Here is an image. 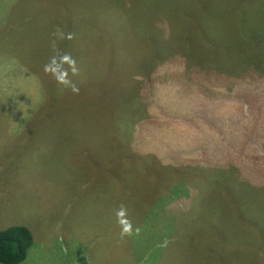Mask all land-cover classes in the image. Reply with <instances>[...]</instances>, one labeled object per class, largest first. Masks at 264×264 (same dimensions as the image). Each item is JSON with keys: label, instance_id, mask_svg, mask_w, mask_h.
<instances>
[{"label": "rangeland", "instance_id": "rangeland-1", "mask_svg": "<svg viewBox=\"0 0 264 264\" xmlns=\"http://www.w3.org/2000/svg\"><path fill=\"white\" fill-rule=\"evenodd\" d=\"M61 3L0 0V120L13 134L0 132V229L31 230L23 264H177L191 251L196 264H264L256 256L264 255V136L216 171L212 145L200 142L202 160L181 146L202 132L199 92L218 96L222 87L194 93L205 86L198 76L231 70L221 66L234 58L232 42L245 37L243 25L264 22V0H68L57 24ZM90 36L80 55L72 43L84 47ZM183 125L185 138L170 132ZM175 148L186 163L173 161ZM122 204L131 234L117 222Z\"/></svg>", "mask_w": 264, "mask_h": 264}, {"label": "trees", "instance_id": "trees-1", "mask_svg": "<svg viewBox=\"0 0 264 264\" xmlns=\"http://www.w3.org/2000/svg\"><path fill=\"white\" fill-rule=\"evenodd\" d=\"M111 1V0H110ZM67 2L68 0H64V3L59 6V13H56L57 16V24L59 22L64 24L65 13L67 11ZM97 0H93V4L95 5ZM241 7V6H240ZM239 7V8H240ZM80 10L79 7L76 6L74 14L78 13ZM115 19L114 14H109ZM6 16V15H5ZM244 19V16H243ZM116 20V19H115ZM246 20V19H245ZM48 24V22H46ZM249 23V22H248ZM239 25H243L238 22ZM67 26V25H66ZM245 29V37L235 42H232V48L234 54V58L226 59L230 60L229 63H225V65L221 66L224 69H228L229 66H232L229 72H208V70H204V73L211 74V79L202 76V79L206 80L202 85L198 86V89L194 90V93L198 91H202L210 83L212 86L213 82L221 83L222 87L218 90L217 99L220 101L217 102L213 99L215 103L213 110L210 112V115L207 116L209 120L214 122V129L211 130L210 127L205 126L209 120H207L204 124L202 123L199 126H203V129L198 134V136L193 138L190 142L187 143V139H184L181 146L188 154V160H202L203 153L195 152V150L200 147V142L204 140V144L212 145L213 153L215 154V160L212 167H216L214 171L217 169L228 168V161L237 160L241 157L242 153L247 154L248 151H252L255 149L258 138L264 136V68L258 66L257 62L259 60H254L255 57L261 56V59H264V22H254L253 25L249 23V28L246 29L245 25H243ZM158 29V27H155ZM86 29V28H85ZM212 30H214L211 27ZM87 30V29H86ZM159 31V30H158ZM236 31V30H235ZM234 31V32H235ZM107 32V31H106ZM210 34L209 38L214 37L217 38L218 45L217 48H222L225 45L223 41V37L220 36V31H211L207 32ZM161 34V31H159ZM110 36L109 34H107ZM94 39H97L98 33L95 32L92 34ZM162 36V35H161ZM233 37V35H232ZM164 38V37H163ZM83 39V38H82ZM89 40V44H84L85 48L89 47L91 43L90 38H85ZM191 37L188 39L190 40ZM214 40V39H213ZM213 43V41H209ZM72 46L78 48L81 51L82 46L79 44L72 43ZM229 46V43H228ZM112 52H116L117 44L111 46ZM74 51V50H73ZM249 51L253 52L251 55ZM75 52V51H74ZM79 53V52H78ZM246 53V55H245ZM120 54L119 57H121ZM123 56V55H122ZM117 57V56H116ZM124 57V56H123ZM125 59V57H124ZM19 67V66H17ZM18 71V70H17ZM221 71V70H220ZM227 72V73H226ZM222 89L225 95H220L219 91ZM212 98V97H206ZM195 106H197V101H195ZM204 110H201L203 112ZM228 122L232 125L229 126ZM187 125V124H186ZM184 126L177 128L175 133H182V137L185 138L188 130L184 131ZM189 128L193 132L196 128H193L192 123L189 124ZM205 129L208 131H203ZM231 127L233 133L228 136L226 134V129ZM221 130V134L218 137L215 133L216 129ZM261 132V136L258 137V133ZM211 137H208V136ZM171 137V134H169ZM143 138H147L145 135ZM244 144V145H243ZM187 148V150H186ZM182 149V148H181ZM179 148H175L173 153V161L186 163L185 155L182 152H179ZM239 156V157H238ZM223 158L225 160V167L223 163ZM215 161H218L215 163ZM187 199L188 196H185ZM176 199H182L181 197L171 199L169 201H174ZM195 199L191 200L194 201ZM202 216V213L197 215L195 218L199 219ZM197 219L192 224L193 227L197 225ZM204 223V221L202 222ZM205 224V223H204ZM201 229V224L196 228L195 234H199ZM202 235V234H201ZM200 235V237H201ZM199 237V238H200ZM33 244V235L31 230L25 225H11L5 228L0 229V264H19L22 263L28 253V249ZM187 253L184 254L185 261H179L177 264H196L195 255L193 251L189 253V258H186ZM256 256H262L264 259V255L260 252L257 253ZM225 260L219 261L217 264H223ZM250 261H247L246 264H249ZM262 264L261 260L255 261L253 264ZM173 264V263H171Z\"/></svg>", "mask_w": 264, "mask_h": 264}, {"label": "crops", "instance_id": "crops-1", "mask_svg": "<svg viewBox=\"0 0 264 264\" xmlns=\"http://www.w3.org/2000/svg\"><path fill=\"white\" fill-rule=\"evenodd\" d=\"M86 50V52H87V50H88V48H85V47H82V50H81V54L80 55H85L84 54V51ZM114 60V59H113ZM80 63V62H79ZM79 63H75V64H73V65H71V66H76L77 64H79ZM117 68H120L121 66H123V64H122V61H121V57H118L117 58V62L115 63V62H112ZM63 68L64 67H66V64H63V63H61L60 64ZM68 65V64H67ZM111 70H113V69H111ZM115 70V69H114ZM64 71V70H63ZM113 72V71H112ZM42 75H43V71L42 70H40V72L39 71H37L36 72V74L34 75V77H35V79L37 80V82L42 86V91H43V93L46 95V98H47V101H48V93H47V89H49V83L46 81V79L47 78H45V75H43V77H42ZM43 79H44V82H43ZM201 92H199V96H200V98H199V100H196L197 101V113H199V119H200V122L201 123H205L207 120H209L208 118H206L207 116H209L210 115V112L211 111H214L213 110V107H214V105H215V103H217V102H219L220 100L219 99H217L216 98V95L214 94L213 96H212V98L210 99V98H203L202 97V94H200ZM208 95H204V97H207ZM213 99H215L217 102H214L213 101ZM48 105H47V107L45 108V109H48ZM207 108H210V110H209V113L208 114H205V115H203L202 114V112H201V110H205V109H207ZM43 110V109H42ZM44 111H46V110H43V112ZM185 120L187 121V123L189 122V119L188 118H185ZM192 123V122H191ZM205 126H208V127H210L211 128V130H213L214 129V122L213 121H211V120H209L208 121V123L205 125ZM20 130H19V135H20V138H22L23 136H26L27 137V133L29 132V131H25L24 129H25V126L24 125H20V128H19ZM225 130H227L226 128H224ZM0 132L1 133H3V136H5V137H7V138H10V139H12L11 138V135H13L12 134V131L10 130V127H9V123H8V121L7 120H0ZM215 133H216V135L219 137L220 136V134H221V130H219L218 128L215 130ZM208 137H211L210 135L208 136ZM20 141H22V140H20ZM244 145V144H243ZM19 264H23V262L22 263H19Z\"/></svg>", "mask_w": 264, "mask_h": 264}, {"label": "clouds", "instance_id": "clouds-1", "mask_svg": "<svg viewBox=\"0 0 264 264\" xmlns=\"http://www.w3.org/2000/svg\"><path fill=\"white\" fill-rule=\"evenodd\" d=\"M69 38H71V37L69 36ZM61 59L62 60H69L70 57L65 55V56L61 57ZM52 63H56V58L55 57L53 58ZM72 63L75 64V61H72ZM49 70H50L49 66L46 65L45 66V71H49ZM74 71H75V69H74ZM57 81H58V83L63 84L66 87H71V90L73 92H78L79 91V89L74 84H72L69 80H67L64 75H60L59 77H57ZM115 215H116V218H117V222L120 225H122V233L121 234L122 235L131 234L132 225H131V223L129 221H127L125 219V217L127 216V208L123 204L120 205L119 206V210L116 211Z\"/></svg>", "mask_w": 264, "mask_h": 264}]
</instances>
